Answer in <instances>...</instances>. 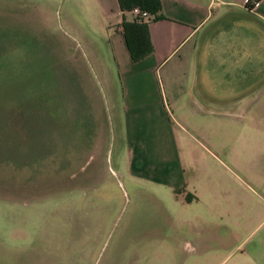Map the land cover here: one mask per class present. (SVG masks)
<instances>
[{
    "label": "rangeland",
    "instance_id": "rangeland-1",
    "mask_svg": "<svg viewBox=\"0 0 264 264\" xmlns=\"http://www.w3.org/2000/svg\"><path fill=\"white\" fill-rule=\"evenodd\" d=\"M117 19L100 0H0V264H249L264 79L233 104L165 114L187 180L158 183L119 106Z\"/></svg>",
    "mask_w": 264,
    "mask_h": 264
},
{
    "label": "crops",
    "instance_id": "crops-1",
    "mask_svg": "<svg viewBox=\"0 0 264 264\" xmlns=\"http://www.w3.org/2000/svg\"><path fill=\"white\" fill-rule=\"evenodd\" d=\"M159 3L163 16L147 23L151 50L132 61L119 26L122 15L130 19L132 13L121 11L117 0H100L105 13L118 16L119 106L136 122L132 150L150 165L158 183L177 187L185 183L187 173L183 175L175 137L165 129V114L202 113L224 102L233 104L238 94H249L254 83L264 79V0L251 7L246 0ZM198 198L194 192L186 202ZM222 246L220 242L211 250ZM246 255L249 264H264V235L250 241Z\"/></svg>",
    "mask_w": 264,
    "mask_h": 264
},
{
    "label": "trees",
    "instance_id": "trees-1",
    "mask_svg": "<svg viewBox=\"0 0 264 264\" xmlns=\"http://www.w3.org/2000/svg\"><path fill=\"white\" fill-rule=\"evenodd\" d=\"M255 1L257 0H247L245 4L247 7H251ZM117 3L121 11L129 10L136 5L147 12L145 17L132 14L130 19H126L122 15L119 22L129 57L132 61H136L151 50L147 23L163 16L160 13V3L159 0H117Z\"/></svg>",
    "mask_w": 264,
    "mask_h": 264
},
{
    "label": "built area",
    "instance_id": "built-area-1",
    "mask_svg": "<svg viewBox=\"0 0 264 264\" xmlns=\"http://www.w3.org/2000/svg\"><path fill=\"white\" fill-rule=\"evenodd\" d=\"M247 1V0H246ZM129 11L132 13V14H138L142 17H145L147 15V12L146 10L144 9H140L138 6L134 5L132 6Z\"/></svg>",
    "mask_w": 264,
    "mask_h": 264
}]
</instances>
